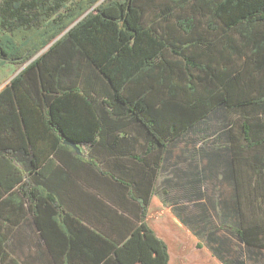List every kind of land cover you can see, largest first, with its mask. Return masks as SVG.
Returning <instances> with one entry per match:
<instances>
[{"label":"trees","instance_id":"16d2710c","mask_svg":"<svg viewBox=\"0 0 264 264\" xmlns=\"http://www.w3.org/2000/svg\"><path fill=\"white\" fill-rule=\"evenodd\" d=\"M212 48L223 66L198 60ZM7 64L21 71L0 88V264H19L8 228L26 221L38 264H189L171 250L187 242L220 264L261 258L206 210L167 211L158 178L181 136L234 111L217 230L264 252V0H0Z\"/></svg>","mask_w":264,"mask_h":264},{"label":"rangeland","instance_id":"374dc122","mask_svg":"<svg viewBox=\"0 0 264 264\" xmlns=\"http://www.w3.org/2000/svg\"><path fill=\"white\" fill-rule=\"evenodd\" d=\"M195 54H199L198 60L204 64L214 65L220 62L217 50H197ZM215 58V61H214ZM21 71L13 65L7 64L3 68L0 67V87H3L18 72ZM238 115L234 111L220 109L211 112L205 119L200 120L192 131L187 132L180 137L176 145L168 148L166 160L161 167L158 178L161 187L169 188V196L164 197L171 205L173 200L181 202L179 206H184L190 211L199 209L206 210L211 215L212 226L209 230H214L216 236L228 241L232 251H241L246 257L258 256L264 259V252H247L244 245H239L236 239L227 233L226 229L217 230L222 221L221 214L224 206L232 202L234 195V187L231 182L224 178V164L228 161V152L224 148H228V133H231L230 125L240 124ZM233 130V127H232ZM218 154L220 163L211 164L213 156ZM252 154H244L245 163L249 164ZM244 171V172H243ZM242 174L244 177L250 176L252 173L247 166L243 167ZM195 177L198 179L199 194L188 197L185 191L194 189L191 185ZM264 189V184L262 183ZM163 195V194H162ZM176 197V198H175ZM195 201V202H194ZM226 203V204H225ZM262 212H264V203L259 204ZM5 215V212L3 213ZM23 222L18 227L9 229L7 253L19 264H38L33 262L32 255L37 253L34 246L35 235L31 228ZM192 243V242H191ZM194 247V243H192ZM191 251V250H190ZM190 251H188L190 253ZM253 254V255H252Z\"/></svg>","mask_w":264,"mask_h":264},{"label":"crops","instance_id":"0c3cea01","mask_svg":"<svg viewBox=\"0 0 264 264\" xmlns=\"http://www.w3.org/2000/svg\"><path fill=\"white\" fill-rule=\"evenodd\" d=\"M167 208H168L167 211L172 212V211H176L175 208H177V207L175 205L172 206L168 203ZM173 243H178V242H173ZM176 245H178V244H176ZM171 250L173 253L176 251V252H178V255H183L182 256L183 259L185 261L189 262V264H220L218 261L215 260L214 256L209 253L208 250L196 249L195 244L193 247L192 243L187 242L185 249L173 248ZM188 251H190V253ZM241 261L243 262V264H264V259H261V258H259V259H245V258H243V259H241ZM172 264H175V261H173Z\"/></svg>","mask_w":264,"mask_h":264},{"label":"water","instance_id":"95a60500","mask_svg":"<svg viewBox=\"0 0 264 264\" xmlns=\"http://www.w3.org/2000/svg\"><path fill=\"white\" fill-rule=\"evenodd\" d=\"M45 50H46V49H45ZM18 73H19V72H18ZM13 78H14V77H13ZM13 78H12V79H13ZM12 79H11V80H12ZM6 84H7V83H6ZM6 84H5V85H6ZM5 85H4V86H5ZM0 88H2V87H0Z\"/></svg>","mask_w":264,"mask_h":264}]
</instances>
